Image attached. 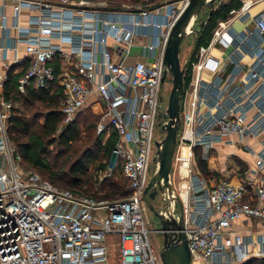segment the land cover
<instances>
[{
	"label": "built area",
	"instance_id": "1",
	"mask_svg": "<svg viewBox=\"0 0 264 264\" xmlns=\"http://www.w3.org/2000/svg\"><path fill=\"white\" fill-rule=\"evenodd\" d=\"M10 1L14 16L7 25L3 14L2 27L13 45L0 50L13 49L14 62L23 65L17 90L56 80L61 125L99 104L97 132L103 142L115 135L111 156L129 194L88 196L26 169L9 135L13 102L0 75V264H163L149 240L159 230L149 226L142 194L156 168L155 141L162 138L156 129L165 121L158 113L170 90L161 84L164 49L188 0H138L121 8L89 0ZM240 1L207 43L185 58L172 180L177 175L183 231L191 262L199 264L252 258V241L233 223L243 217L264 221V10L252 15L254 1ZM247 20L252 26L233 27ZM219 146H240L253 156L238 184L222 179L209 185L196 170L195 150L208 160ZM111 243L118 244L116 255ZM256 244L264 246V238Z\"/></svg>",
	"mask_w": 264,
	"mask_h": 264
},
{
	"label": "trees",
	"instance_id": "2",
	"mask_svg": "<svg viewBox=\"0 0 264 264\" xmlns=\"http://www.w3.org/2000/svg\"><path fill=\"white\" fill-rule=\"evenodd\" d=\"M138 1V0H133ZM240 0H224V4L213 12L210 20L202 27V29L193 34L194 42L191 49V56L200 45H204L210 39L211 34L219 20L227 19L229 11L233 8H239ZM206 17V14L200 15L195 21L194 28L199 26V22ZM20 74V73H19ZM19 74H14L12 71L8 72V78L5 82V97L13 102L12 116L10 117L9 135L14 143L17 151L22 158V164L26 169H31L38 172L42 177L48 179L53 184L68 188L74 192L105 198H119L125 197L129 194L128 182L123 176L124 180H118L113 177L105 178L100 185V190L95 193H90L84 187L87 179L88 167L98 160L100 155V167H105L107 159L111 156V150L115 143V135L112 133L105 142L100 141V135L93 142L94 149H87L79 159H77L69 169V178H66L65 173H57L52 171L48 161V146L57 141L65 150H69L78 139L79 126L76 123L77 118L81 113L88 108L81 111L77 117L66 125H61L63 115L60 112V100L62 98V90L60 85L55 81L48 83L44 88L37 89L33 86H28L26 90L21 93L17 90V77ZM187 84V77L184 79V85ZM21 102L24 105L44 108V113L33 114L31 120L25 119L21 114L15 113L16 102ZM98 119L100 116L93 113ZM43 118L38 129H32L34 123ZM96 126V124H95ZM56 138V139H55ZM197 151V150H195ZM199 151V150H198ZM196 154V152H195ZM195 168L202 177L206 180L211 172L206 167L204 159H197L195 155ZM64 182L67 186H62L60 183ZM242 264H264V257L250 258Z\"/></svg>",
	"mask_w": 264,
	"mask_h": 264
},
{
	"label": "water",
	"instance_id": "3",
	"mask_svg": "<svg viewBox=\"0 0 264 264\" xmlns=\"http://www.w3.org/2000/svg\"><path fill=\"white\" fill-rule=\"evenodd\" d=\"M223 4L224 0H188L187 6L169 32L164 49L161 84L164 83L166 75L171 76L167 106L163 112L158 113L162 119H165L161 125L164 135L155 141L156 151L153 162L156 163V168L142 194V201L147 211L160 225L157 229L163 237L159 249L163 264H191L181 210L179 216L175 213L176 206L180 207V201L172 180V161L181 124L180 102L187 70L186 61L180 60L181 44L189 35L198 33L210 20L213 12ZM202 14H206V17L199 22L197 28H194L195 21ZM157 196L160 198L159 207L151 201Z\"/></svg>",
	"mask_w": 264,
	"mask_h": 264
},
{
	"label": "rangeland",
	"instance_id": "4",
	"mask_svg": "<svg viewBox=\"0 0 264 264\" xmlns=\"http://www.w3.org/2000/svg\"><path fill=\"white\" fill-rule=\"evenodd\" d=\"M92 2H104L107 7H112V8H121L123 5L129 4L130 2H133V0H89ZM158 0H151V5L157 3ZM248 24V21H246L245 23H242L240 21H235L233 22V27L237 30V31H241L244 29V27ZM194 37L193 34L189 35L187 38H185L182 41L181 44V53H180V60L182 62L185 61L186 55L188 54V51L193 47V41ZM247 58H245L246 60ZM170 78L171 77H166V81L163 84V90H165L166 92H168V90L170 89ZM169 93V92H168ZM168 93L166 94L164 103H167V99H168ZM16 107L17 109L15 110V113L21 114V116H23L25 119H30L32 118L33 114L37 113H44V108H42V106L40 107H34V106H30V105H24L22 104L20 101L16 102ZM96 116L93 115V113L91 112V110L87 109L85 111H83L81 113V115H79V117L76 120L77 125L79 126V135H78V139L73 142L71 148L69 150H65V148H63L57 141H55L54 143H52L51 145L48 146L49 152L48 154V161L50 164V167L52 169V171H56L57 173H65L66 178H69V169L71 167V165L77 160L79 159V157H81V155H83V153L89 149L92 148L94 149L93 146V142L96 140V138L98 137V135H100V141L101 143L104 141V136L103 134H99L97 132V128L95 126L96 123ZM99 121V119H98ZM43 122V118H39V120H37L36 123L33 124L32 129H38L40 123ZM156 134L157 136H161L163 137L164 132L162 131V129L159 127L158 129H156ZM56 139V138H55ZM196 152V157L197 159L201 158L202 153L200 151H195ZM226 149L223 152H217L214 154L211 153V156H215L214 158H216L220 161V163H222L224 161V157L226 156ZM220 154V157H219ZM219 157V158H218ZM108 161L106 162L105 167H100L99 166V162H103L106 160H102L101 161V157L100 155L98 156V160H96L95 162H93L89 167H88V172L87 175H85V178H88L86 185H84V187L86 189L89 190L90 193H95L97 191L100 190V185L101 182L107 178V177H113L115 179L118 180H124L123 179V173L121 171L120 166H115V160L112 158V156H110L108 159ZM234 161V158L231 156L229 158V164L231 165ZM206 162V167L208 169V162L207 160H205ZM217 165H219V163H217ZM186 173V169L183 167L182 168V175H185ZM173 180L174 182L177 181V175L173 176ZM181 183H185V179L181 182ZM62 186H67L64 182L60 183ZM152 203L159 207L160 205V198L159 196H157L156 198L151 200ZM175 213L176 216H179L180 213V207L176 206L175 208ZM147 221L149 223L150 227L153 228H159V224L157 219L150 213L147 211ZM149 240L151 242V245L154 248V251H159L161 245H162V240L163 237L161 234L159 233H150L149 234ZM112 245V243H111ZM112 251L114 252V254L116 255L119 251V247L118 244H114L112 245ZM191 264H199L197 261H192ZM207 264H216L215 262H210Z\"/></svg>",
	"mask_w": 264,
	"mask_h": 264
},
{
	"label": "crops",
	"instance_id": "5",
	"mask_svg": "<svg viewBox=\"0 0 264 264\" xmlns=\"http://www.w3.org/2000/svg\"><path fill=\"white\" fill-rule=\"evenodd\" d=\"M254 3L250 8L252 15H256L260 11L264 10V0H252ZM25 10L21 12L20 21L25 23ZM6 15V24L9 25L12 22L14 16V9L12 6V1L10 0H0V46L13 45V41L7 39L6 31L2 27V15ZM248 21V26H252L251 21ZM246 22V21H245ZM18 56L23 55V46L20 44L17 46ZM14 51L13 49L0 50V75L3 77V89H5V82L8 78V72L12 71L14 74H19L22 69V64L19 62H14ZM91 110L92 113L98 114L100 111V105L94 104L91 107H87ZM99 115V114H98ZM226 149V156L224 161H220L215 156H211V153H221ZM234 158L233 163L229 164V158ZM220 157V154H219ZM218 157V158H219ZM208 169L211 172L210 176L207 179L209 185H214L221 181L222 179L230 180L233 184H238L241 179L242 171L248 166L253 164V156L242 149L240 146H219L216 149L210 151L208 154ZM219 163V165H217ZM229 174V175H228ZM186 184L181 183L182 187H185ZM233 229L240 235L244 236L246 240L252 241L250 246L251 251L253 252L252 258L264 257V254L260 255L259 249L264 246L256 244L258 240L264 238V221L243 217L233 223ZM207 264V263H204Z\"/></svg>",
	"mask_w": 264,
	"mask_h": 264
},
{
	"label": "bare ground",
	"instance_id": "6",
	"mask_svg": "<svg viewBox=\"0 0 264 264\" xmlns=\"http://www.w3.org/2000/svg\"><path fill=\"white\" fill-rule=\"evenodd\" d=\"M188 149L186 147L183 148V155H187ZM185 168V167H184Z\"/></svg>",
	"mask_w": 264,
	"mask_h": 264
}]
</instances>
